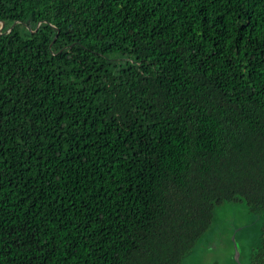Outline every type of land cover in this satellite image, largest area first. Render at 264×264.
I'll use <instances>...</instances> for the list:
<instances>
[{"label":"trees","instance_id":"trees-1","mask_svg":"<svg viewBox=\"0 0 264 264\" xmlns=\"http://www.w3.org/2000/svg\"><path fill=\"white\" fill-rule=\"evenodd\" d=\"M242 200L264 0H0V264H181Z\"/></svg>","mask_w":264,"mask_h":264},{"label":"rangeland","instance_id":"rangeland-1","mask_svg":"<svg viewBox=\"0 0 264 264\" xmlns=\"http://www.w3.org/2000/svg\"><path fill=\"white\" fill-rule=\"evenodd\" d=\"M263 226L264 216L251 212L244 200L218 205L211 228L181 264H246Z\"/></svg>","mask_w":264,"mask_h":264},{"label":"water","instance_id":"water-1","mask_svg":"<svg viewBox=\"0 0 264 264\" xmlns=\"http://www.w3.org/2000/svg\"><path fill=\"white\" fill-rule=\"evenodd\" d=\"M239 257H240V255H239L238 249L236 247V260H237L238 263H239Z\"/></svg>","mask_w":264,"mask_h":264}]
</instances>
